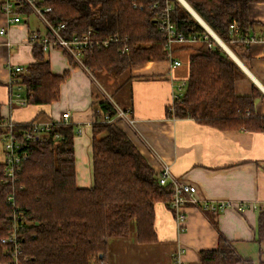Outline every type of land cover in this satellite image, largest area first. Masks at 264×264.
I'll return each mask as SVG.
<instances>
[{
  "label": "trees",
  "instance_id": "trees-1",
  "mask_svg": "<svg viewBox=\"0 0 264 264\" xmlns=\"http://www.w3.org/2000/svg\"><path fill=\"white\" fill-rule=\"evenodd\" d=\"M184 1L242 60L236 51L243 47L230 45L229 27L236 22L243 36L253 35L256 25L249 19V7L264 0ZM46 2L52 9L50 21L65 25L67 38L91 31L95 41L117 39V43L92 46L85 52L83 66L93 78L103 73L117 78L148 63L167 61L159 16L170 5L177 32L195 42L187 44L193 54L186 88L168 115L174 120L193 119L222 132L264 131V118L255 112L256 100L264 95L256 86L251 96L236 93L237 81L247 77L243 69L178 0ZM134 4L143 11L134 9ZM21 13L30 15L25 8ZM125 47L128 53L122 54ZM33 58L34 63L18 76L25 101L34 106L59 102L69 72L55 75L40 47L34 48ZM100 109L102 115L115 117L105 99ZM27 130L19 126L14 131L29 155L14 184H3L5 166L0 164V240L9 236L14 214H18L24 264H108L110 242L130 237L134 228L139 244L158 242L156 208L161 203L170 205L172 191L170 186H160L158 174L123 131L109 122L93 125V187L83 189L77 181L74 127L55 123L26 141ZM7 133L0 129V139ZM11 194L17 210L8 202ZM257 242L264 244V212L258 216ZM0 264H12L8 249L1 245ZM199 264L251 263L241 260L220 237L216 249L200 253Z\"/></svg>",
  "mask_w": 264,
  "mask_h": 264
},
{
  "label": "crops",
  "instance_id": "crops-1",
  "mask_svg": "<svg viewBox=\"0 0 264 264\" xmlns=\"http://www.w3.org/2000/svg\"><path fill=\"white\" fill-rule=\"evenodd\" d=\"M6 0H0L3 4ZM24 15L20 24L9 25L0 16V116L1 122L16 124L37 123L51 125L62 122L69 113L70 126L75 129L76 172L78 186L93 187L92 138L93 125L100 121L103 101L101 89L108 92L114 104L127 111L135 120L133 127L118 122L115 127L123 131L139 150L148 165L159 174L163 165L170 167L176 178H183L198 188V197L211 202L244 203L264 206V131L245 130L222 132L203 126L193 119H173L169 108L180 94L179 87L189 76V62L193 49L187 44H175L172 62L148 63L134 68L120 77L99 75L101 84L90 73L74 67L65 55L57 50L45 54L55 75L69 72L62 84L61 98L52 105L22 106L16 94L25 100L23 88L12 85L11 69L25 70L34 63L29 36L33 32L45 33ZM249 19L256 30L251 36H264V3L249 7ZM209 43L206 47L209 48ZM264 48L237 49L247 77L238 80L236 93L251 96L256 86L264 95ZM255 112L264 118V98L255 102ZM85 125H88L84 127ZM83 132L79 134V130ZM0 139V164L4 162L3 143ZM187 228L179 236L173 214L168 205L156 208L158 242L141 245L136 229L126 239L112 240L109 245L108 264H175L173 255L180 242L187 249V264H199L202 251L217 248L224 238L235 254L243 261L254 264L250 256L264 257V244L257 242L259 212L247 210L239 213L228 209L222 213H200L188 210ZM261 264H264L261 260Z\"/></svg>",
  "mask_w": 264,
  "mask_h": 264
},
{
  "label": "built area",
  "instance_id": "built-area-1",
  "mask_svg": "<svg viewBox=\"0 0 264 264\" xmlns=\"http://www.w3.org/2000/svg\"><path fill=\"white\" fill-rule=\"evenodd\" d=\"M48 0H6L3 3V6L0 9V16L6 18L7 24L14 25L20 24L24 20V14L21 13L22 9H27L30 12V15H35L37 19L44 26L45 33L33 32L29 36V45L32 48L40 47L45 54L50 53L51 51L57 50L62 52L65 57L73 61L79 68L88 72L83 66V56L85 52L92 46H105L107 47L111 43H117V39L111 38L109 41H95L93 39V33L89 31L88 33L82 36H74L72 38H67L64 35L66 30L65 25H54L50 19L49 14H51L52 9L46 3ZM156 7V6H154ZM134 9H139L143 11L142 6L136 4L133 5ZM171 6L166 5L162 10L159 16L160 20V32L163 34V39L166 41L167 46V57L168 60L172 62L173 67H180L182 63L180 61H175L172 58V47L177 44H188L194 43L195 40H188L181 33H178L176 27L171 19ZM5 31L1 30L0 34L4 35ZM230 35V45H238L245 49H251L256 47V45H261L264 48V36H243L238 24L236 22L232 23L229 27ZM226 45V44H225ZM227 46V45H226ZM212 45H209L211 48ZM227 48L230 49L229 46ZM128 53V48L125 47L122 50V54ZM264 57V51H263ZM25 69L23 67H13L11 69V82L12 85L16 87L19 86L18 76L23 74ZM186 88V83H183L179 87V95L175 100L179 99ZM103 96V101L110 102L115 110V117L109 118L108 116L102 115L101 122H109L111 125H115L118 122H124L128 126L133 127L135 120L132 119L127 111L122 110L111 100L109 94L101 89ZM22 106L27 105L25 100L20 98L19 94H16L15 98ZM174 100V101H175ZM173 107L171 106L169 111L173 114ZM71 116L69 113H65L62 116V122L60 124L70 125ZM49 125H40L35 123L23 124L22 126H27L29 130L26 131L24 138L26 141L30 140L32 137L37 135L40 132L48 131L51 126ZM21 126L16 124L13 121L1 122L0 129H6L8 131L7 135L1 138V143H3L4 149V162L5 170L3 173V184H14L17 180L18 173L23 165V163L28 160L29 155L24 151V143L19 142L17 137L14 134V131L17 127ZM21 126V127H22ZM88 125H85L86 127ZM83 132V128L79 130V134ZM158 181L160 186L166 187L170 186L172 191V200L168 206L170 211L173 214V220L175 228L179 236H182L186 232L187 219H188V210H194L200 213H222L228 209H234L239 213H244L247 210L264 212V206H258L256 204H244V203H227V202H211L206 199H200L198 197V188L196 185L190 183L189 181L183 178H176L170 170V167L163 165L161 172L158 174ZM11 194L8 197V202L11 206L16 209L15 198ZM18 214H14L13 223L14 228L10 232L9 236L0 240V245L8 249V254L12 258V264H24L22 260V246L20 244V234L18 223ZM180 246L173 255V260L175 264H187L185 261V256L187 254V249L180 242Z\"/></svg>",
  "mask_w": 264,
  "mask_h": 264
},
{
  "label": "water",
  "instance_id": "water-1",
  "mask_svg": "<svg viewBox=\"0 0 264 264\" xmlns=\"http://www.w3.org/2000/svg\"><path fill=\"white\" fill-rule=\"evenodd\" d=\"M198 21L199 24L208 32V34L214 38L215 42L223 49L225 52L236 62V64L243 69L244 72H247L240 60L230 51L225 43L212 31V29L194 12V10L184 1L178 0Z\"/></svg>",
  "mask_w": 264,
  "mask_h": 264
},
{
  "label": "rangeland",
  "instance_id": "rangeland-1",
  "mask_svg": "<svg viewBox=\"0 0 264 264\" xmlns=\"http://www.w3.org/2000/svg\"><path fill=\"white\" fill-rule=\"evenodd\" d=\"M30 21L41 28L43 31L44 26L41 24V22L37 19L35 15H30ZM235 52V51H234ZM237 54V53H236ZM96 81H98L101 84V81L99 77L95 76ZM105 90V89H104ZM108 93V92H107ZM250 258L254 261V264H261V260L264 263V257L262 256L261 260H259V256H250Z\"/></svg>",
  "mask_w": 264,
  "mask_h": 264
},
{
  "label": "bare ground",
  "instance_id": "bare-ground-1",
  "mask_svg": "<svg viewBox=\"0 0 264 264\" xmlns=\"http://www.w3.org/2000/svg\"><path fill=\"white\" fill-rule=\"evenodd\" d=\"M231 51V50H230ZM232 52V51H231ZM233 53V52H232Z\"/></svg>",
  "mask_w": 264,
  "mask_h": 264
}]
</instances>
